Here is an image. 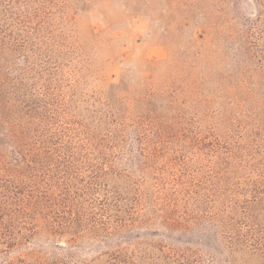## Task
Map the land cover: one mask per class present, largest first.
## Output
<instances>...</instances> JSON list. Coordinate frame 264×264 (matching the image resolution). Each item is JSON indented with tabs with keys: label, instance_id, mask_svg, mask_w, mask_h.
Here are the masks:
<instances>
[{
	"label": "rangeland",
	"instance_id": "374dc122",
	"mask_svg": "<svg viewBox=\"0 0 264 264\" xmlns=\"http://www.w3.org/2000/svg\"><path fill=\"white\" fill-rule=\"evenodd\" d=\"M0 264H264V0H0Z\"/></svg>",
	"mask_w": 264,
	"mask_h": 264
}]
</instances>
